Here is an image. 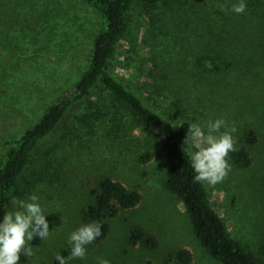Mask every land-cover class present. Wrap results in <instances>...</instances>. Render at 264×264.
Listing matches in <instances>:
<instances>
[{"label": "rangeland", "instance_id": "obj_1", "mask_svg": "<svg viewBox=\"0 0 264 264\" xmlns=\"http://www.w3.org/2000/svg\"><path fill=\"white\" fill-rule=\"evenodd\" d=\"M172 1V7L152 12L142 4L133 7L109 71L179 129L190 159L195 149L184 144L189 123L198 120L206 131L208 121L224 119L237 128L236 144L249 152L251 165L241 169L229 160L232 170L222 182L203 185L229 237L264 264V0H245L244 14L231 11L239 0ZM104 23L80 0H0V166L23 133L86 70L93 37ZM203 63L208 69L199 66ZM214 66L222 76L197 84L199 71L219 73ZM170 68L177 72L171 80L165 73ZM184 76L189 80L180 82ZM249 130L258 137L251 145L241 140ZM144 153L150 160L141 163ZM34 160L25 178L38 179L23 200L40 198L51 234L43 241L34 237V254H22L19 264H58L57 254L68 257L70 234L88 223L82 210L102 177L137 189L141 200L110 219L107 237L87 245L86 256L69 264H98L99 258L110 264H179L180 250L190 253V264H221L208 256L184 206L166 189L159 145L129 115L114 111L105 90L71 107ZM12 210L11 204L0 212V223ZM134 229L154 237L157 248L130 245Z\"/></svg>", "mask_w": 264, "mask_h": 264}, {"label": "trees", "instance_id": "obj_2", "mask_svg": "<svg viewBox=\"0 0 264 264\" xmlns=\"http://www.w3.org/2000/svg\"><path fill=\"white\" fill-rule=\"evenodd\" d=\"M80 1L92 5L100 13L105 19L104 26L93 37L88 66L76 83L66 90L56 103L49 106L40 120L26 130L8 150L6 159L0 166V212L12 204L14 197L24 199L29 194V188L38 178L33 177L28 181L25 178L26 171L34 163V156L39 152L42 142L56 130L69 109L79 102L91 99L96 91L105 90L114 111L129 115L140 131L151 142L159 145L165 160V187L184 206L192 232L208 256L221 264H263V259L255 257L239 242L229 237L223 220L212 208L203 182L194 180L195 172L191 167V159L180 141L179 129L158 114L138 89L109 71L114 45L122 35L133 7L142 4L152 12L160 7H172L174 2L172 0ZM151 14L153 16V13ZM203 65L199 66L203 70L205 67L208 69L207 63ZM214 69L217 70V66H214ZM199 72L197 84H200V80L204 81L207 76L212 79L222 76L219 68L216 71L219 73L216 75H210L206 71ZM165 73L170 77L169 80L177 75V72L171 68ZM187 80L189 77L184 76L180 82ZM257 138V135L249 130L242 134L241 140L251 145L256 143ZM235 147L238 150L230 152L228 159L238 168H248L251 165L249 152L244 146L236 144ZM138 160L146 163L150 160V154L144 153ZM140 200L141 194L137 189L127 188L123 183L109 177L100 178L89 190V201L82 210L85 221L88 223L96 221L102 225V234L93 244H98L107 237L110 231L108 222L110 219L115 218L121 211L133 209ZM128 242L130 245L141 244L150 250L156 249L158 245L154 237L141 229L132 230ZM260 256L264 258V241L260 246ZM175 259L179 264L191 263V255L186 250H180L175 255Z\"/></svg>", "mask_w": 264, "mask_h": 264}, {"label": "clouds", "instance_id": "obj_3", "mask_svg": "<svg viewBox=\"0 0 264 264\" xmlns=\"http://www.w3.org/2000/svg\"><path fill=\"white\" fill-rule=\"evenodd\" d=\"M247 9L245 0H239L232 5L231 11L244 14ZM225 11H227L225 9ZM225 130L222 132L221 129ZM237 128L229 127L224 119L208 121L205 126L196 120L189 123L184 144H191L195 151L191 155V167L195 172L196 182L215 185L222 182L232 170L229 163V153L237 151V140L234 134ZM37 195H31L27 200L13 198L14 210L6 211L3 222L0 223V264H19L21 255L32 256L33 247L30 242L34 237L42 241L51 234L49 222L39 202ZM102 234V225L93 221L84 224L70 234L72 245L67 258L57 254L58 264H69L73 259H83L86 256V246L93 243ZM98 264H110V261L99 258Z\"/></svg>", "mask_w": 264, "mask_h": 264}]
</instances>
